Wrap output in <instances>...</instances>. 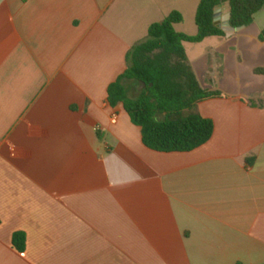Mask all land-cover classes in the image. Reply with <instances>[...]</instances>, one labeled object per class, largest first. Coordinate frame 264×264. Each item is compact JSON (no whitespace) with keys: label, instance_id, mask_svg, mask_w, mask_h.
Listing matches in <instances>:
<instances>
[{"label":"crops","instance_id":"0c3cea01","mask_svg":"<svg viewBox=\"0 0 264 264\" xmlns=\"http://www.w3.org/2000/svg\"><path fill=\"white\" fill-rule=\"evenodd\" d=\"M199 1L0 0V264H264V105L249 102L264 92V7L183 43L223 94L197 104L213 121L199 147L148 148L107 100L150 24L177 10L178 31Z\"/></svg>","mask_w":264,"mask_h":264},{"label":"trees","instance_id":"16d2710c","mask_svg":"<svg viewBox=\"0 0 264 264\" xmlns=\"http://www.w3.org/2000/svg\"><path fill=\"white\" fill-rule=\"evenodd\" d=\"M224 3L229 6V23L235 28L250 25L254 15L264 7V0H200L194 18L195 35L175 30L174 25L181 23L183 16L173 10L150 24L146 37L127 52L125 71L108 85L109 105L122 104L132 123L140 127L142 142L148 148L161 152L190 151L212 136L213 121L198 112L197 104L223 94L201 87L183 43L225 36L214 21V10ZM254 72L264 74V69L255 68ZM126 80L143 86L136 97L129 96ZM263 96L264 92L256 99L262 100ZM249 102L264 105L255 99ZM12 245L17 251H24L25 234L14 232Z\"/></svg>","mask_w":264,"mask_h":264},{"label":"rangeland","instance_id":"374dc122","mask_svg":"<svg viewBox=\"0 0 264 264\" xmlns=\"http://www.w3.org/2000/svg\"><path fill=\"white\" fill-rule=\"evenodd\" d=\"M255 19L260 22V16L259 15H257V17H255ZM178 29H179L178 31H182L184 33H192L193 31H195L196 27H195L194 20H193L192 16L185 14L184 21ZM139 92H140V89L138 87H134L131 89V96L136 97ZM255 101H257V103H264V96H263L262 100L255 99Z\"/></svg>","mask_w":264,"mask_h":264},{"label":"water","instance_id":"95a60500","mask_svg":"<svg viewBox=\"0 0 264 264\" xmlns=\"http://www.w3.org/2000/svg\"><path fill=\"white\" fill-rule=\"evenodd\" d=\"M219 9H220V6H218L215 10H214V21H215V24L221 28L227 36H230L234 31H237L239 30L241 27H233L230 25L229 23V16H230V13L228 12V14L226 15L225 19H224V22L223 24L219 23L218 22V14H219Z\"/></svg>","mask_w":264,"mask_h":264},{"label":"built area","instance_id":"2783aa9c","mask_svg":"<svg viewBox=\"0 0 264 264\" xmlns=\"http://www.w3.org/2000/svg\"><path fill=\"white\" fill-rule=\"evenodd\" d=\"M115 120L114 119H112V122H114Z\"/></svg>","mask_w":264,"mask_h":264}]
</instances>
